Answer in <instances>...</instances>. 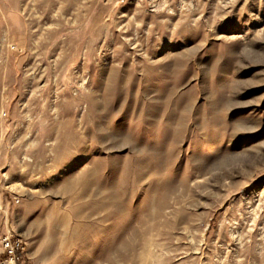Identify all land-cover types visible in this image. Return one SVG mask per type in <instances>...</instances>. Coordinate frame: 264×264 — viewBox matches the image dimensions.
<instances>
[{"label": "rangeland", "instance_id": "rangeland-1", "mask_svg": "<svg viewBox=\"0 0 264 264\" xmlns=\"http://www.w3.org/2000/svg\"><path fill=\"white\" fill-rule=\"evenodd\" d=\"M8 231L21 264H264V0H0Z\"/></svg>", "mask_w": 264, "mask_h": 264}, {"label": "built area", "instance_id": "built-area-1", "mask_svg": "<svg viewBox=\"0 0 264 264\" xmlns=\"http://www.w3.org/2000/svg\"><path fill=\"white\" fill-rule=\"evenodd\" d=\"M13 238L11 231L0 235V264H21L19 243Z\"/></svg>", "mask_w": 264, "mask_h": 264}]
</instances>
